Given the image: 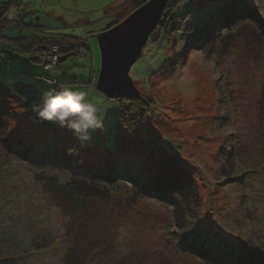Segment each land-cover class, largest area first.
I'll list each match as a JSON object with an SVG mask.
<instances>
[{
	"label": "rangeland",
	"instance_id": "374dc122",
	"mask_svg": "<svg viewBox=\"0 0 264 264\" xmlns=\"http://www.w3.org/2000/svg\"><path fill=\"white\" fill-rule=\"evenodd\" d=\"M20 1L9 16H23V32L8 27L6 37L43 36L28 27L34 22L83 38L90 50L77 46L62 57L59 46H51L60 59L48 70L42 54L49 50L35 48L38 63L5 40L1 84L11 88L24 80L45 93L61 86L84 90L103 114L104 131L92 132L91 141L81 145L67 128L49 131L13 104L8 128L0 126V264H200L175 254L169 208L135 190L141 182L158 183L164 164L197 181L200 202L192 208L189 232L200 241L220 238L227 263L237 253L264 261V45L254 36L259 26L247 18L250 10L264 17V0L181 1L174 13L182 20L169 29L180 32L164 37L155 31L131 69L140 93L156 99V107L145 141H135L129 153H118L117 124L127 101L93 86L101 67L97 35L130 16H124L128 0ZM226 19L237 21L230 27ZM211 20L205 40L196 41ZM192 40L205 48L191 51ZM172 50L179 53L173 58H187L179 60L183 66L173 78L158 80ZM122 168L132 171L129 177H116ZM144 170L151 178L141 179ZM50 180L58 194L45 193ZM74 197L86 201L84 206L73 205ZM79 220L89 238L75 230Z\"/></svg>",
	"mask_w": 264,
	"mask_h": 264
},
{
	"label": "trees",
	"instance_id": "16d2710c",
	"mask_svg": "<svg viewBox=\"0 0 264 264\" xmlns=\"http://www.w3.org/2000/svg\"><path fill=\"white\" fill-rule=\"evenodd\" d=\"M149 1L150 0H128L125 6L126 8L124 9L125 18L143 5L147 4ZM181 1L182 0L174 1L167 6L164 15L162 16V19L155 30L162 31V35L164 37L168 35L175 37L176 34L180 32L179 27L177 29V26L175 27L173 32H169V29L172 24L175 23L179 25L182 20L174 13L175 9L178 7ZM15 2L21 4L20 0H9V2L6 0H0V38L2 40L10 41V43H12L11 49H16L14 50V52H22L36 56V53L34 51L36 47L42 48L44 51H48L49 48L54 45L59 46L60 56L70 54L69 48H74L77 46H85L88 50H90L88 42L83 38L72 35H62L53 31L49 32L46 31V29L39 23L35 24L34 22L28 25V27L31 29L40 30L43 33V36H38L32 33L30 35L20 34L18 38L6 37L4 35V32L6 28L10 27V25H12L16 29H19L20 32H23V26H21V28L14 26V22L17 21H20L21 24H23L22 15H19L18 20H10V18L6 16V13L12 8V4ZM32 18H36V15H32ZM247 18L248 20L253 21V23L255 22L256 25L259 26L261 31L259 33H254V36H259L261 43L264 45V17L259 16L258 14H256V12H251L250 10ZM212 20L209 23L207 30L202 28L203 33L196 41L207 36L206 34L209 33L210 29L213 27ZM236 21L237 19H234L232 21H227L226 19V23L230 24V27L235 25ZM219 22H221V20ZM116 25H118V22L112 21L108 25L107 29H110ZM193 36L194 38H196V35ZM230 38L231 37H229V39ZM196 41L194 42V40H192L189 42V46H192L190 48L191 51L198 50L199 48H205L202 47L201 44L196 43ZM231 47V43L226 40L224 42V50H229L231 49ZM172 52L173 53L171 54L170 58L168 57L165 65L161 68V71L156 73L161 75V78L158 80L173 78L177 74L178 70L183 66V64L180 62H184L187 58L186 55L183 57V59H178L176 57L179 54L177 53V50H172ZM173 55L176 56H174L173 58ZM172 58L174 60H171ZM38 63H41V61L38 60ZM156 74H154L152 77H155ZM43 77H46V79L49 78L46 75H43ZM44 94L45 92L43 90L39 89L33 83L28 81L17 80L11 88L4 86L0 82V126H2V129L8 128L9 119L12 116L11 111H13V104H17L21 106L27 117L34 123L49 131L58 132L61 128L58 124L45 121L38 116V108L42 103ZM125 100L127 101V106L122 108V113L117 124L120 134L118 153H129L135 148V141H145V138L143 136L144 128L147 124L151 123L148 122L149 120L153 121L152 113H154V109L156 107V99L142 92L140 97ZM138 137L140 139H138ZM127 170L128 169L126 168H122L120 170L121 173H117L118 176L116 175V177H129L128 172L131 170ZM138 175H141V179H145V177L151 178V174H148L146 170H144V172L139 171ZM157 178L158 183L155 182L153 183V185H148L141 182L136 184L135 190L142 197L154 199L158 202V204L169 208L168 224H171L174 228H176V230L174 231L175 237L173 239L175 241L173 250L176 255L180 257L182 256L191 258L195 262L200 264H264V261L252 259L251 257L240 253L236 254V256L234 257L235 260L232 261V263H227L225 260V252L228 248L226 247L225 243L220 240V238L215 237L213 239L207 237L204 241H200L201 236H199L198 234L196 235V233L194 234L192 231L189 232L187 227L189 224L188 220L192 217V208L193 206H196L197 208L200 202V194L197 181L193 178L192 175H190V173L182 171L177 167L175 168L174 166L165 167L164 164L162 172ZM54 183L55 182L53 180H50V187L49 189L45 190L46 194H58L59 189L54 185ZM61 191L66 193V191H64L63 189H61ZM74 198L75 202H72L73 205L75 204V206L78 208L84 206V203L86 201L83 202L78 197ZM84 224L85 221L79 220V222L75 225V230L77 232L83 233L84 237L89 238L88 233H86L85 231ZM101 228L102 227H100V229ZM177 228H180L181 232L177 231ZM183 231L184 233H182ZM162 240L165 239L161 238V241ZM155 241L159 240L155 238ZM139 250L142 249L139 248ZM145 256L146 254L144 253V257ZM157 258L158 260L161 259V257ZM68 264L73 263L69 261Z\"/></svg>",
	"mask_w": 264,
	"mask_h": 264
},
{
	"label": "water",
	"instance_id": "95a60500",
	"mask_svg": "<svg viewBox=\"0 0 264 264\" xmlns=\"http://www.w3.org/2000/svg\"><path fill=\"white\" fill-rule=\"evenodd\" d=\"M169 0H150L124 22L97 35L101 67L97 89L112 99H133L141 93L130 76L144 47L158 27ZM6 53L5 50H0ZM70 56L61 58V62Z\"/></svg>",
	"mask_w": 264,
	"mask_h": 264
},
{
	"label": "clouds",
	"instance_id": "9594fccd",
	"mask_svg": "<svg viewBox=\"0 0 264 264\" xmlns=\"http://www.w3.org/2000/svg\"><path fill=\"white\" fill-rule=\"evenodd\" d=\"M38 116L67 128L81 145L91 141L92 132L104 131L103 114L88 98V93L69 86L51 88L46 92Z\"/></svg>",
	"mask_w": 264,
	"mask_h": 264
},
{
	"label": "built area",
	"instance_id": "2783aa9c",
	"mask_svg": "<svg viewBox=\"0 0 264 264\" xmlns=\"http://www.w3.org/2000/svg\"><path fill=\"white\" fill-rule=\"evenodd\" d=\"M14 26L21 28V22L20 21L14 22ZM2 41L3 40L0 38V46L2 44ZM37 50H38V48H37ZM59 59H60L59 58V49L57 47H53L48 52H46L45 54H42V63L44 65V67L48 70L56 67L58 62H59ZM93 78H94L93 85L96 87L97 77L94 76ZM53 84L57 85V82L53 81Z\"/></svg>",
	"mask_w": 264,
	"mask_h": 264
},
{
	"label": "crops",
	"instance_id": "0c3cea01",
	"mask_svg": "<svg viewBox=\"0 0 264 264\" xmlns=\"http://www.w3.org/2000/svg\"><path fill=\"white\" fill-rule=\"evenodd\" d=\"M3 1H5V0H3ZM9 14H10V11H8V12L6 13V16L10 18ZM10 20H11V18H10ZM10 27L13 28L12 25H10ZM17 38H18V37H17ZM4 41H5V40H3L2 43H3ZM7 41H8V40H7ZM9 42H10V41H9ZM11 45H12V43H10V49H11ZM1 46H2V44H1ZM1 46H0V47H1ZM34 57H35V61L38 62V58H37L36 56H34ZM134 83H135V82H134ZM135 84H136V83H135Z\"/></svg>",
	"mask_w": 264,
	"mask_h": 264
}]
</instances>
